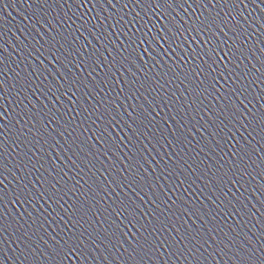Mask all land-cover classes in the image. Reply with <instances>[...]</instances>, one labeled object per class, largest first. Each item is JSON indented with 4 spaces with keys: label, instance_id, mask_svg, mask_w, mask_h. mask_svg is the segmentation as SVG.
Returning a JSON list of instances; mask_svg holds the SVG:
<instances>
[{
    "label": "water",
    "instance_id": "water-1",
    "mask_svg": "<svg viewBox=\"0 0 264 264\" xmlns=\"http://www.w3.org/2000/svg\"><path fill=\"white\" fill-rule=\"evenodd\" d=\"M0 181V264L81 232L111 237L87 264H135L117 248L137 229L259 264L216 244L264 246V4L0 0ZM145 264L197 261L166 245Z\"/></svg>",
    "mask_w": 264,
    "mask_h": 264
},
{
    "label": "snow or ice",
    "instance_id": "snow-or-ice-1",
    "mask_svg": "<svg viewBox=\"0 0 264 264\" xmlns=\"http://www.w3.org/2000/svg\"><path fill=\"white\" fill-rule=\"evenodd\" d=\"M239 2L243 3V0H239ZM261 3L264 4V0H261ZM73 95H75V93H73ZM240 103H243V101H240ZM232 115H233V119H235V113H233ZM129 127H131V125H129ZM241 159L243 158L241 157ZM235 182L239 183V180H236ZM0 183H2V181H0ZM53 187H56V185L53 184ZM126 210L127 209H125V211ZM117 211L119 212L120 215H123L122 211L119 210ZM122 223L123 221H121V224ZM129 223L131 224L132 221L129 220ZM117 227H119V225ZM133 227L135 228V225H133ZM141 227L144 226L141 225ZM162 227L163 226H161V228H157L154 225L152 234L161 231ZM121 232H123V229H121ZM115 235H117L116 232H113L111 234L112 237H114ZM84 236L85 233L81 232L78 236L70 235L66 239L61 237L60 239L56 240L55 244H50L49 241L44 240V237H40L41 240H44V244L46 246L43 248L37 246L36 250L39 252L40 258L42 260H45V264H46V258H51L53 261L56 262V264H60V262H62L64 259H67L70 256L75 255L77 253L85 261V264H87V260L89 256H91L92 259L95 260L97 258V255H101L104 259H107L108 256L111 255V249L108 247V245L111 244V237L106 235L102 236L98 232L95 234V236L91 232L87 233V239H84ZM136 236L139 237L141 240H143V243H140V241L137 240L135 246L129 245L131 251H129V248H124L122 244L120 245L119 248H117V251L120 252L121 255L127 253L129 259L135 261V264H145V257H147L148 260H151L152 255H155L166 245L169 255L176 256L177 252L180 255H184L185 252H188L192 255L193 259L197 261V264H199L200 257L196 256V251H199V248H202L204 252H207L208 248L213 247V245L209 243L208 239H204L203 243L199 246V248H196V246L184 245L183 248H177L176 251L173 252L172 251L173 245L169 244L166 240L156 239L155 243H152L147 239V237L143 236V234L139 231V229H137ZM18 239L20 238L18 237ZM175 239L176 238L174 237L173 240ZM210 239L215 240L216 238L210 237ZM237 239L238 237H233L232 245L224 243V240L220 239L219 243L216 244V248L219 249L220 252H224V248H230L232 246H235L236 247L235 255L237 257H240L241 259H244L246 257L249 260H259V264H264V246H262L260 249H256L252 247H246L245 244L243 243L237 245L236 244ZM106 240L108 244L105 243ZM89 241L91 243H89ZM117 243L119 244V241H117ZM222 243L224 244V248L219 247V245ZM112 247H115V245H112ZM19 250L21 254H24L25 249H19ZM215 250L216 249H214V251ZM93 253H96L97 255H93ZM211 254L212 253H209V255ZM201 256H203V252H201ZM177 259H179L178 256ZM185 259H187V257H185Z\"/></svg>",
    "mask_w": 264,
    "mask_h": 264
}]
</instances>
